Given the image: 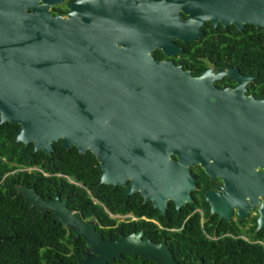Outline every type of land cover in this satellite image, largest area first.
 <instances>
[{
	"label": "water",
	"instance_id": "95a60500",
	"mask_svg": "<svg viewBox=\"0 0 264 264\" xmlns=\"http://www.w3.org/2000/svg\"><path fill=\"white\" fill-rule=\"evenodd\" d=\"M220 1L207 0L214 24ZM60 2L0 0V124L19 125L16 142L47 155L59 142L67 150L91 152L102 184L138 194L162 216L170 201L178 211L193 201L190 168L200 166L224 182L220 188L226 192L206 195L213 213L229 220L231 206H237L244 219L261 199L258 229L264 227V100L239 89H218L212 82L219 77L210 72L194 78L156 62L149 45L121 48L94 37L88 19L80 18L88 3L78 4L86 9L80 14L73 4L67 18L52 16L50 7ZM254 24L264 26V21ZM235 71L223 74L250 80L234 77ZM19 191L32 207L51 210L84 239L80 264H110L125 253L155 264H179L165 242L143 239V233L105 240L95 223L83 222L60 197L44 200L35 189Z\"/></svg>",
	"mask_w": 264,
	"mask_h": 264
},
{
	"label": "flooded vegetation",
	"instance_id": "af4514ba",
	"mask_svg": "<svg viewBox=\"0 0 264 264\" xmlns=\"http://www.w3.org/2000/svg\"><path fill=\"white\" fill-rule=\"evenodd\" d=\"M82 1L85 4L88 3L87 14H80V11L85 12L86 10L85 8L80 9L82 6L78 5ZM43 3L40 1L39 5ZM229 3V0L219 2L217 13L220 18H217L219 19L217 24L208 20L207 0H63L50 7V14L67 18L70 12L69 6L76 4L80 18L88 19L94 37L108 38L121 48L149 45L153 49L151 56L156 62L168 63L181 68L184 72H190L194 78H200L210 72L212 76L219 77L212 82L218 89H239L247 97L264 100V26L254 24L259 19L264 21V0H233V12H228ZM253 3L256 4L254 11L251 10ZM230 19L233 20L228 23ZM223 21L228 24L225 26ZM231 70H236L234 77H249L250 80H237L230 75L223 74ZM172 160H177L174 155H172ZM9 167L10 169L0 182V188L6 178L18 176L21 184L16 185L17 193L24 200L2 202L4 205H16L17 212L22 215L8 217L9 220H14L13 222L4 218L0 221V239H7L1 242L0 246L8 242L12 243L13 240L31 237L58 240V243L50 245L49 248L54 249L57 256H62L65 252L68 260L74 262L75 259L71 257L75 255L76 247L66 242L64 249L63 241L77 242L84 239L77 237L74 231L55 219L51 210H45V213H42L37 207H32L19 188L35 189L44 200L58 196L62 202L66 201L69 210L80 214L83 222H93L95 225L96 222L86 219L80 211L72 207L67 197L61 198L54 190L46 191L45 185L40 187L32 185V179L37 178L38 173L45 178L51 177L52 174L44 172L39 167H17L12 162L9 163ZM190 169L196 183V189L191 193L193 201L182 207L180 211L177 210L175 203L170 201L166 216H162L157 210L165 220L147 215L137 216L132 213L122 215V218L109 212L110 217L125 225L121 236L128 237L143 233V239H150L156 244L165 242L174 256L169 244L173 241V235L178 229L168 228L163 223L172 222L175 217L173 210L178 213L176 219L181 220L189 210L194 209L184 219L183 226L193 216L196 218L199 215L204 233L210 240L235 237L246 241L256 240L254 242L264 246V227L258 229L259 207L263 201L260 199L256 208H249L244 219L239 216V208L231 206L228 220L222 217L221 213L212 212L211 204L206 197L210 193L223 194L226 192L220 188L224 187L223 180L211 179L200 166ZM55 176L65 178L70 184L83 187L70 176L63 174H55ZM233 190L239 193V187ZM227 194L234 196L231 192ZM223 199L224 197L221 196L218 202L222 213L225 212ZM245 202L249 204L248 197L245 198ZM143 203L150 202L145 203L143 200ZM169 209H171L170 214ZM152 213L157 216L156 211ZM142 222L150 223V229L153 231L155 227V231L147 230ZM29 227L36 228L38 231L33 233L21 231L22 228ZM41 249L45 250V246ZM86 250L87 245L82 251V259L77 261L78 264L83 260V253ZM56 262L57 264L59 262L71 264L62 259H57Z\"/></svg>",
	"mask_w": 264,
	"mask_h": 264
},
{
	"label": "trees",
	"instance_id": "16d2710c",
	"mask_svg": "<svg viewBox=\"0 0 264 264\" xmlns=\"http://www.w3.org/2000/svg\"><path fill=\"white\" fill-rule=\"evenodd\" d=\"M19 125L6 123L0 124V182L8 172L9 163L17 167H39L44 172L52 174L51 177H43L38 173L37 178L32 179V185L40 187L45 185L46 191H55L61 198H68L71 206L80 211L86 219L96 222L97 230L103 233L105 240L119 239L124 233L125 225L110 217L135 214L159 217L165 220L150 203L144 204L143 198L138 194L127 196L125 188L113 187L101 183L102 172L98 169L96 157L88 152L80 154L74 147L64 149L62 143L54 145L52 155L44 152H34L33 145L26 147L23 143H17L16 131ZM5 158L7 161H5ZM55 174L70 176L74 181L81 183L83 187L70 184L65 178H58ZM43 179V181H41ZM18 176L8 177L0 188V221L9 220L8 217L22 215L17 212L16 205H4L3 201L24 200L17 193ZM189 210L184 218L176 219L178 213L173 210L175 217L172 222L163 223L168 228L178 229L173 235V241L169 244L174 252V257L179 264H264V246L254 241H246L241 238L226 237L219 240H210L206 237L200 216H194L184 225V219L193 211ZM108 211V212H107ZM156 211L157 216L152 212ZM183 211V210H182ZM169 214L171 209H169ZM5 225V223H3ZM144 227L150 229L151 224L142 222ZM37 227V225H35ZM21 231H38L36 228H22ZM155 231V227L153 229ZM152 231V232H153ZM16 232V231H9ZM58 240L43 239L37 237L13 240L0 246V264H57V259L64 262L78 264L82 259V251L86 248L84 240L74 242L63 241L76 247V253L71 257V262L65 255L57 256L50 245L58 243ZM45 246V250L41 249ZM65 251V250H64ZM110 264H155L131 253L123 254L122 260H114Z\"/></svg>",
	"mask_w": 264,
	"mask_h": 264
},
{
	"label": "built area",
	"instance_id": "2783aa9c",
	"mask_svg": "<svg viewBox=\"0 0 264 264\" xmlns=\"http://www.w3.org/2000/svg\"><path fill=\"white\" fill-rule=\"evenodd\" d=\"M123 218V216H121Z\"/></svg>",
	"mask_w": 264,
	"mask_h": 264
}]
</instances>
